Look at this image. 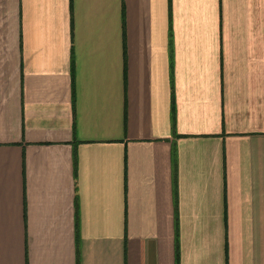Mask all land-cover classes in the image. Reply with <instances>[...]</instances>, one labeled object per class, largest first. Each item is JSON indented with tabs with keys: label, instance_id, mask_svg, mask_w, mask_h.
Here are the masks:
<instances>
[{
	"label": "crops",
	"instance_id": "obj_1",
	"mask_svg": "<svg viewBox=\"0 0 264 264\" xmlns=\"http://www.w3.org/2000/svg\"><path fill=\"white\" fill-rule=\"evenodd\" d=\"M0 264H264V0H0Z\"/></svg>",
	"mask_w": 264,
	"mask_h": 264
}]
</instances>
